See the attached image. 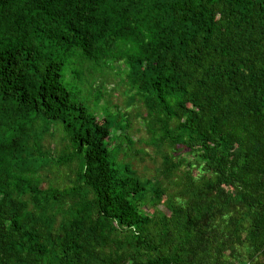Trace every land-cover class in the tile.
<instances>
[{
	"label": "trees",
	"instance_id": "16d2710c",
	"mask_svg": "<svg viewBox=\"0 0 264 264\" xmlns=\"http://www.w3.org/2000/svg\"><path fill=\"white\" fill-rule=\"evenodd\" d=\"M0 264H264V0H0Z\"/></svg>",
	"mask_w": 264,
	"mask_h": 264
},
{
	"label": "rangeland",
	"instance_id": "374dc122",
	"mask_svg": "<svg viewBox=\"0 0 264 264\" xmlns=\"http://www.w3.org/2000/svg\"><path fill=\"white\" fill-rule=\"evenodd\" d=\"M115 67L116 68H123V65L120 63V64H115ZM116 79V78H115ZM112 81V80H111ZM119 89H116V90H113L111 93H110V103H112V105H121L123 106V101H124V98L120 95L119 93ZM102 100H99V103L101 102ZM111 106V104H109V107ZM141 110V113L140 114H136L133 112V109L132 108H129L128 111H129V121H130V128L126 129V131H122V132H118L117 134H121L123 133L124 136L126 137V141H132V143H134L137 139L138 136H141V137H146V133H145V130H144V125L143 123L146 121L144 119H142V116H143V109H140ZM138 110V111H140ZM94 117L97 121H102V115L100 113H95L94 114ZM122 135V134H121ZM123 136V135H122ZM142 144H134L135 147L137 146H141ZM51 146V145H50ZM146 151H149L150 150V147L149 146H144ZM145 164L148 168H150V170H147V169H143L141 167V165ZM142 163L138 164V166L136 167V170L138 172H143L147 175L149 174H152V168H154V165H152L149 160H147L145 158V160L142 161ZM152 197L154 198L153 199V202L152 203H149L147 202L145 205H143L141 207V209L147 214V215H152L155 211V209H158L160 210L161 212H163L165 215H169L170 214V207L169 205L164 201L165 199V193L163 192H156V193H153Z\"/></svg>",
	"mask_w": 264,
	"mask_h": 264
}]
</instances>
